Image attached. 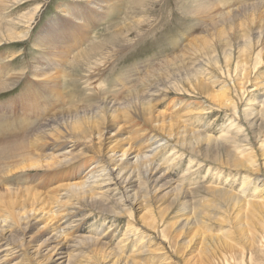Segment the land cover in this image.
Listing matches in <instances>:
<instances>
[{"label": "bare ground", "instance_id": "1", "mask_svg": "<svg viewBox=\"0 0 264 264\" xmlns=\"http://www.w3.org/2000/svg\"><path fill=\"white\" fill-rule=\"evenodd\" d=\"M22 1L0 0V15L12 9L14 4V8L21 6ZM206 1L191 11L204 22L203 25L213 20L228 25L230 19L250 15V25L247 29L245 24L241 25L244 31L236 36L235 51L231 39H220L221 35L215 40L216 50L208 47L205 35L208 36L217 26L210 22L203 34L187 45L184 54L166 60L164 63L167 65L164 67L156 66L150 70L142 78L140 85L124 93L123 101L102 96L94 110L75 109L68 112L63 109L55 118L43 119L42 126L45 130L37 132L36 135L32 119L27 120L28 128H23L24 120L21 123L22 128L6 131L12 115L0 116V177L9 173L12 168L3 160L14 158L24 151V154L28 153L26 151L32 147V137L45 149L44 154H38L31 164L27 161L28 164L22 167L24 170L34 171L33 179H30L32 183L0 191V264H176L174 258L181 250L182 253L185 251L181 249L179 242L186 232L190 233L187 243L198 237L199 244L204 246L209 238L212 242L221 243L227 251H232V240L231 236L226 237L227 231L218 232L217 237H214L215 233L210 236L212 233L208 235L198 229L199 225H210L207 216V219L203 218V214L199 216V209L197 213L192 211L191 214H185L189 210L184 209L187 205L184 201L191 198L188 191L193 188L185 189L175 185L168 173L163 172L169 162L176 163L180 157L172 150L170 153L177 155L175 158H163L158 161L160 153L166 147L165 138L185 154L200 161H213L236 171L242 179V190L252 179H258L253 198L250 199H243L231 191L213 186H200L196 191L207 195L221 194L222 198L231 197L245 208L258 210L260 218L248 224V229L249 234L256 239L254 246L259 248L264 242V230L258 232L261 225L259 228H251L264 220V178L260 177V172L264 174V95L256 103L252 100L255 95L252 92L264 93V79L258 80L255 76L257 70L264 66V0H255V4H243L244 6L227 11H218L213 2ZM71 2L76 4L68 2L57 7L65 17L67 26L64 31H69L67 35L63 34V30L56 31L55 25L48 21L43 32L35 37L29 36L25 41L32 44V52L28 56L36 55V61L27 63L29 66H25L24 70L31 67V79H37L39 76V81L50 82V93L54 98L60 93V86L57 87L56 84L65 80L61 70L66 69L71 58L82 59L90 64L97 51L107 46L111 39L109 35H104L93 40L94 42L86 43L88 35H68L81 25L88 26L94 17L101 21V16L103 21L112 20L109 24L114 27V32L119 30L115 17L119 15L120 0ZM86 10L91 15L89 21L82 19ZM38 12L39 8L36 7L25 20L18 15L0 22V47L4 45L1 42L6 45L14 43L17 39H26ZM16 27L22 28L17 34L13 32ZM215 51L219 52V57L214 55ZM202 55L208 58V55L212 56L208 60L203 59ZM16 59V55H11L10 64L14 65L13 61ZM183 68V76L180 75L177 79V74L175 79V74V77H172L176 71ZM22 69L17 68L14 75H6L5 78L0 75V93L21 84L22 78L28 73L19 72ZM210 72H216L225 80L226 85L216 91L210 87L217 82L216 78H208L207 82H204L200 77V73L212 75ZM182 85L188 86L187 89ZM28 89L29 87H26L23 90V95L27 94ZM187 90L200 95L245 124L249 133L243 140L244 149L239 154L230 152L227 146L222 145L224 140L231 141L230 137L216 141L200 130L188 127L189 124H184L189 122L190 116L202 115L203 108L196 107L182 112L179 109L184 102L176 103L174 98L164 103L162 111L151 106L150 102L156 101L165 92L186 95ZM245 95L249 97L246 101ZM27 97L30 101L35 99L31 93H28ZM51 97L50 95L49 98ZM187 106L194 107L192 104ZM254 106H259V109L253 108ZM121 111L124 115H120ZM55 124L62 126L63 132H58L60 128L53 130L51 126ZM52 133L62 134L56 137L58 142L47 146V142L53 140ZM20 135L24 136L19 137ZM46 150L51 152L46 153ZM240 154H243V157H240ZM189 163L193 164L194 160L190 159ZM189 170L187 169L186 173ZM75 176L77 178L73 179ZM143 179L154 185L165 181L164 193L154 199L156 202L164 201V207L153 204L152 198L144 191ZM176 204H180V211L186 212H180L181 216L175 222L177 224L167 226L163 216ZM92 216L103 221L109 220L108 231L101 229L103 224L98 226L97 222H89V226H92V229L88 230L89 234H81L83 226ZM120 220L126 222L125 231L118 241H115L111 228ZM35 225H41L38 228V231L43 233L41 240L28 235L30 228L37 227ZM94 227L96 228L93 229ZM211 258L209 254L204 253L197 264H212Z\"/></svg>", "mask_w": 264, "mask_h": 264}, {"label": "rangeland", "instance_id": "2", "mask_svg": "<svg viewBox=\"0 0 264 264\" xmlns=\"http://www.w3.org/2000/svg\"><path fill=\"white\" fill-rule=\"evenodd\" d=\"M208 1L213 2V4L217 6L218 11H227L234 9L237 6L252 5L256 2L255 0ZM68 2L76 4L77 1L23 0L21 2L22 5L17 6V9L14 8L16 6V4H14L12 9H9V11L0 15V22L12 19L18 15H21L25 20L26 17H29L32 14L34 8H39V12L35 16V22L30 27V33L26 39H17L14 43L6 45L4 42H1L4 44L0 47V75L2 78H5L6 75H14L16 72L15 70L20 67L23 69L19 72H28L26 76L22 78V82L19 86L10 89L7 92L0 93V116L12 115L9 119L10 122L6 126V131L15 128H22L21 123H23L24 120L23 128L25 126L28 128L29 123L27 120L32 119V127L34 135H36L37 132L41 133L44 129L42 126L43 119H53L57 116L56 114H59L63 109L68 112H73L75 109L91 111L98 106L102 96L103 98H114L115 101H123L124 93L128 92L129 89L140 85V81H142V78H144L150 70L156 66L164 67L167 65L164 63L166 60H169L176 55H181L187 45H189L194 38L203 34L205 27L210 25H208V23L211 22L212 24H217L214 28L215 30H212L208 36L205 35V41L209 43L208 47L211 49L215 48V40H218L221 35L220 39L223 37L231 39V42L234 44V51L237 39L236 36L237 34H240L241 31H244V28L241 27V25L245 24V28L247 29V26L251 23L250 15H246L244 17L240 16V19H238L237 16L235 17L236 19L233 18V20H228L229 26L225 22L218 21L217 17V21L212 19L213 21L205 22V25H203L204 22L195 17L191 11H193L199 4L206 3V0H120V3L118 4L119 15L115 17V21L119 27L118 32H114V27L110 26L109 22L112 20L106 19L103 21V16H101V21L98 20L97 17H94L93 21H91L92 23L87 22L89 24L88 26L85 24L81 25L79 26V29H75L72 34L68 35V37H72L73 34L81 35L83 37L88 35L89 39L86 43L89 41L94 42L93 40L100 39L104 35H109V39H111L107 46H104L97 51L90 64L82 59L71 58L66 69L64 71L61 70V73H64L65 80L61 81L59 79L60 84H56V86H60L58 89L60 93L54 98L50 93L52 87L50 82L47 80L39 81V76L37 79H31L29 74L32 73L31 67L24 70L25 66H29L27 63L30 61H36V55L28 56L32 52V44L25 41L29 36L34 35L33 37H35L43 32L48 21H51L52 24L55 25L56 31H64L67 23L64 21L65 17L59 12L57 7L60 4ZM83 5L87 7L85 3H83ZM186 9H188V11H186ZM89 13L90 12L86 10L82 19L89 21L91 18ZM20 30H22V28L16 27L13 32L17 34ZM68 32L69 31L66 30L63 34L67 35ZM64 42L65 44H69L68 41ZM251 46H254V42L251 43ZM3 52L4 54H2ZM218 53L219 52L216 53L215 51L214 55L218 56ZM11 55L17 56V59L13 61L15 62L14 65L10 64ZM212 55H208L210 59ZM4 57L6 58L2 59ZM202 57L203 59L209 60L207 56L202 55ZM220 60L221 59L219 58V61ZM173 62L176 63L175 61ZM220 63L222 64V61H220ZM2 67H4V69ZM14 68L16 69L13 70ZM191 68L195 69L196 67L191 66ZM179 71H176L172 77H175V74V79L177 78V74V79H179L180 75L183 76L182 73L183 71L185 72L184 68ZM211 74L212 75H209V73H200V77L203 78L204 82H207L208 78H216L217 82L214 83L213 86H210L215 91L221 86L226 85L225 80H223V78H221L216 72ZM255 76L258 77V80L264 79V66L257 70ZM182 86L184 89H187L188 87L185 85ZM26 87H29L28 92L23 95V90ZM248 89L252 90V88ZM187 91L188 93H185L186 95H176L165 92L157 98L156 101H151V106L162 111L164 103H166L167 100L169 101L174 98L176 103L177 101L184 102L185 106L182 105L179 109L182 110V112L189 111L191 108L196 107L203 108L204 112L202 115H192L190 116L189 122L184 124H189L188 127L198 129L204 134L213 137L216 141L223 137H230L231 141L224 140L222 145L227 146L230 152L239 154L241 150L244 149L243 140L249 133L245 124L241 120H235L232 115L218 108L210 101L205 100L200 95L191 93L189 90ZM28 93L33 94L35 99L31 101L28 100ZM252 94H255L252 99L255 103L262 98V95H264L262 91L256 93L252 92ZM50 95L52 96L51 98H49ZM142 98L145 99L144 97ZM248 98L249 97L245 95V101ZM187 104H192L194 107H188ZM177 106L178 105H176V108ZM253 108L259 109V106H254ZM120 115H124V112L121 111ZM0 124H2L1 121ZM51 127L53 130L63 128L56 124ZM58 132H63V130L61 129ZM61 134L62 133L56 135V133H52L51 138H53V140L47 142L46 145L50 146L51 144L58 142L56 137ZM255 134L256 133L253 134L254 138L256 136ZM22 136L24 135H20L19 137ZM251 136L252 134L249 135V137ZM29 138L31 139L30 136ZM33 138L34 137H32V147H29L26 151L28 153L24 154V151L23 153H18L14 158L3 160L6 165L11 166L12 168L9 173L1 175L0 191L5 188L24 187L32 183L30 179H33L32 175L34 171L24 170L22 167L26 165L27 161L31 164L32 160L37 159L38 154H44L45 152L44 147L39 146L37 141ZM165 142L166 147L163 152L160 153L158 161L163 158L173 159L177 155L180 157L177 159L176 163L169 162L163 172L168 173L167 175L171 177L170 179L174 180L175 185L185 189L193 188V190L188 191L191 198H186L184 201L185 205L187 204L184 206V209L189 211L186 212L184 210L183 212H186L185 214L188 215L191 214L192 211L196 212L199 209L197 211L198 213H196L198 215L203 214L202 216L204 219H207L208 217L210 225H199L198 229L204 231L208 235L212 233L210 236L215 235L214 237L218 236V232L222 233V231H227L228 235L226 237L231 236V245L233 247L232 251H227L221 243H215L212 242V240L210 241L207 237L208 235H206V237L209 242H205L204 246L199 244L198 237L187 243L189 241L188 239H190L188 236L190 233L186 232L187 235L185 234L179 242V246H181V249H185V251L182 253L181 250L180 254L174 258V263L197 264L203 254L206 253L212 257V264H264V242H262L259 248H257L256 245L254 246L256 239L249 234L250 229H248L250 226L248 224H251L260 218L258 210L245 208L244 206L239 205L240 203H236L231 197L222 198V196H220L221 194H218V196L216 193V195H207L196 191V188L200 186H213L231 191L243 199H250L253 198L258 179H252L248 186L242 190V179L236 171L224 167L226 165L222 166L216 164L213 161H200L193 156L185 154L179 147H176L172 141L165 138ZM172 150L177 152L176 156L170 153ZM47 152L49 153L51 151L46 150V153ZM240 157H243V154H240ZM190 159L194 160L193 164L189 163ZM221 164H223V162H221ZM257 164H259L258 161ZM187 169L190 170L186 173ZM76 176L73 177V179L77 178ZM260 177L262 179L264 178L262 172H260ZM142 181L144 191H146V193L152 198V201L154 202L153 204L155 206H161V208L164 207L166 205L164 201L161 200L156 202L154 199L160 197L164 193L166 188L164 185L165 181L159 184L157 182L155 185L153 183L150 184V181L147 182V179H143ZM196 203L197 205H194ZM200 203L205 204L202 205ZM171 208L172 209H169L163 216L165 221L164 224L167 226L177 224L175 222L178 220L179 216H181L180 214L183 213L180 211V204H176ZM79 218L80 217H76V219ZM89 222H97L98 226L103 224L101 229H106L107 231L110 227V223H108L109 220L103 221L96 216H92L83 226L84 228L82 229L83 231L81 234H89L88 230L92 229V226H89ZM117 223L119 226L117 224L111 228V230L114 231L113 238L115 241H118L122 233L125 231L124 228L126 224L125 220H120ZM262 224L264 225V220H262V223H258L257 226H251V228H259L258 226L261 225V229H258V232L263 231L264 226ZM35 226L37 227L30 228L28 235H33L37 240H41L43 233L38 231V228L41 225ZM95 228L96 227L93 229ZM101 229L97 228V230ZM99 232L103 233V231ZM256 235L257 233L255 236Z\"/></svg>", "mask_w": 264, "mask_h": 264}]
</instances>
